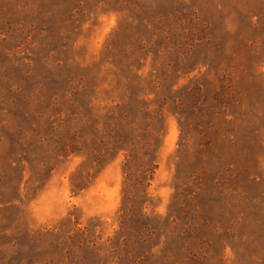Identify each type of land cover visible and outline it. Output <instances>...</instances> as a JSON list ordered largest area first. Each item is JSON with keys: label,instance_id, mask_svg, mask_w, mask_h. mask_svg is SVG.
<instances>
[{"label": "rangeland", "instance_id": "rangeland-1", "mask_svg": "<svg viewBox=\"0 0 264 264\" xmlns=\"http://www.w3.org/2000/svg\"><path fill=\"white\" fill-rule=\"evenodd\" d=\"M0 264H264V0H0Z\"/></svg>", "mask_w": 264, "mask_h": 264}, {"label": "trees", "instance_id": "trees-1", "mask_svg": "<svg viewBox=\"0 0 264 264\" xmlns=\"http://www.w3.org/2000/svg\"><path fill=\"white\" fill-rule=\"evenodd\" d=\"M109 117V116H107ZM112 118V117H111ZM110 118V119H111ZM129 130L133 131L131 127ZM141 145L139 146L138 144ZM154 150V142L152 143ZM151 144L149 142H123L119 137H110L104 148V153L99 156V161L104 162L113 159V157L119 152H124L125 158L122 162V172L124 174V193L127 194L130 188H139L148 177V173H151V170L154 169V158L152 157V149H149ZM138 171V175L136 172ZM72 186L78 190L85 188L84 183L71 179ZM86 183V182H85ZM127 199V198H126ZM123 222L127 220L125 214L122 215Z\"/></svg>", "mask_w": 264, "mask_h": 264}]
</instances>
